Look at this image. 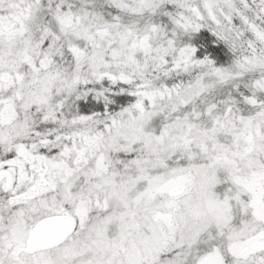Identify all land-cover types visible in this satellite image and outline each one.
<instances>
[{
  "label": "snow or ice",
  "instance_id": "snow-or-ice-1",
  "mask_svg": "<svg viewBox=\"0 0 264 264\" xmlns=\"http://www.w3.org/2000/svg\"><path fill=\"white\" fill-rule=\"evenodd\" d=\"M0 264H264V0H0Z\"/></svg>",
  "mask_w": 264,
  "mask_h": 264
}]
</instances>
